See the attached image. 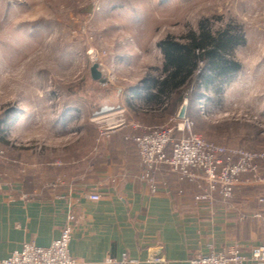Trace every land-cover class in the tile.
I'll return each mask as SVG.
<instances>
[{
    "label": "rangeland",
    "instance_id": "obj_1",
    "mask_svg": "<svg viewBox=\"0 0 264 264\" xmlns=\"http://www.w3.org/2000/svg\"><path fill=\"white\" fill-rule=\"evenodd\" d=\"M205 18L214 28L238 24L245 42L234 53L240 71L218 94L184 98L192 132L227 149L264 152V0H0V155L95 161L96 144L113 132L97 141L94 118L106 116L103 109L165 125L168 118H135L126 101L161 66L157 43ZM94 64L98 81L90 78Z\"/></svg>",
    "mask_w": 264,
    "mask_h": 264
},
{
    "label": "crops",
    "instance_id": "obj_2",
    "mask_svg": "<svg viewBox=\"0 0 264 264\" xmlns=\"http://www.w3.org/2000/svg\"><path fill=\"white\" fill-rule=\"evenodd\" d=\"M98 142L95 161L76 164L62 155H0V264L25 243L46 248L68 217H74L68 255L75 264H189L199 254L264 245V208L259 187L241 176L234 206L196 202L199 182L179 181L167 169L151 194L140 180L129 129ZM264 179V162L256 165ZM97 186L100 200L88 195ZM183 194L180 195L179 192ZM217 210V214H212ZM246 264H252L247 262Z\"/></svg>",
    "mask_w": 264,
    "mask_h": 264
},
{
    "label": "built area",
    "instance_id": "obj_3",
    "mask_svg": "<svg viewBox=\"0 0 264 264\" xmlns=\"http://www.w3.org/2000/svg\"><path fill=\"white\" fill-rule=\"evenodd\" d=\"M123 109L108 110L106 116L98 115L94 121L99 129L97 138L101 140L108 131L129 129L133 133L124 138L135 150L142 169L140 180L151 194L158 188V175L167 169L179 181L200 182L203 192L189 194L196 202L213 206L219 199L222 206H234V188L241 176H250L259 187L257 204L264 208V179L258 175L256 165L264 162V152L227 149L203 141L192 132V123L185 116L183 119L170 117L163 126H147L126 118ZM102 115V114H101ZM178 134V138L175 135ZM180 195L183 193L180 191ZM97 186L88 195L91 201L100 200ZM212 210V214H217ZM74 217L69 216L67 223L60 230L59 236L46 247H37L25 243L18 252H14L3 264H75L68 255V248L73 234ZM264 264V245L252 247L248 253L240 246H230L224 252L211 250L205 255L194 256L189 264ZM108 258L105 264H123ZM129 264H138L136 260Z\"/></svg>",
    "mask_w": 264,
    "mask_h": 264
},
{
    "label": "trees",
    "instance_id": "obj_4",
    "mask_svg": "<svg viewBox=\"0 0 264 264\" xmlns=\"http://www.w3.org/2000/svg\"><path fill=\"white\" fill-rule=\"evenodd\" d=\"M210 22L201 19L180 38L169 36L157 43L161 66L150 68L139 81L140 94L126 101L131 115L149 122L169 119L184 98L191 103L201 100L202 91L218 94L237 75L240 64L234 53L245 42L241 27L231 21L214 28ZM0 142L5 144L1 137Z\"/></svg>",
    "mask_w": 264,
    "mask_h": 264
},
{
    "label": "water",
    "instance_id": "obj_5",
    "mask_svg": "<svg viewBox=\"0 0 264 264\" xmlns=\"http://www.w3.org/2000/svg\"><path fill=\"white\" fill-rule=\"evenodd\" d=\"M100 69L101 70V66L100 64H94L90 67V78L92 81H98L101 76H102V73L100 72ZM108 109H103L102 112H107ZM186 116V104L183 103L181 106H180V109L179 111L177 112V118L178 119H183L184 117Z\"/></svg>",
    "mask_w": 264,
    "mask_h": 264
},
{
    "label": "bare ground",
    "instance_id": "obj_6",
    "mask_svg": "<svg viewBox=\"0 0 264 264\" xmlns=\"http://www.w3.org/2000/svg\"><path fill=\"white\" fill-rule=\"evenodd\" d=\"M163 2H165V1H163Z\"/></svg>",
    "mask_w": 264,
    "mask_h": 264
}]
</instances>
